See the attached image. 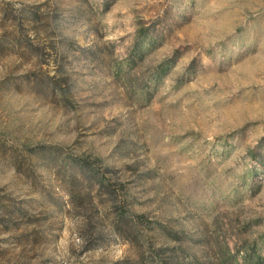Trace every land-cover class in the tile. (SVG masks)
I'll return each instance as SVG.
<instances>
[{"label": "rangeland", "instance_id": "obj_1", "mask_svg": "<svg viewBox=\"0 0 264 264\" xmlns=\"http://www.w3.org/2000/svg\"><path fill=\"white\" fill-rule=\"evenodd\" d=\"M0 264H264V0H0Z\"/></svg>", "mask_w": 264, "mask_h": 264}, {"label": "trees", "instance_id": "obj_2", "mask_svg": "<svg viewBox=\"0 0 264 264\" xmlns=\"http://www.w3.org/2000/svg\"><path fill=\"white\" fill-rule=\"evenodd\" d=\"M165 64H167V62H164V63L162 64V67H164V66H165Z\"/></svg>", "mask_w": 264, "mask_h": 264}]
</instances>
